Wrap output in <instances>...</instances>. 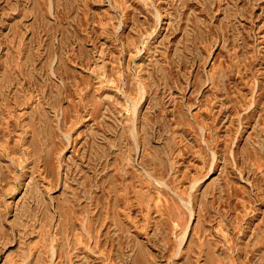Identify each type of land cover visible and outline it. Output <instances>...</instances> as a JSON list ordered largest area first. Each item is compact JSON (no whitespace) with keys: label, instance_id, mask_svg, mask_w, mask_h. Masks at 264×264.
<instances>
[{"label":"rangeland","instance_id":"rangeland-1","mask_svg":"<svg viewBox=\"0 0 264 264\" xmlns=\"http://www.w3.org/2000/svg\"><path fill=\"white\" fill-rule=\"evenodd\" d=\"M16 258L264 264V0H0Z\"/></svg>","mask_w":264,"mask_h":264},{"label":"bare ground","instance_id":"bare-ground-1","mask_svg":"<svg viewBox=\"0 0 264 264\" xmlns=\"http://www.w3.org/2000/svg\"><path fill=\"white\" fill-rule=\"evenodd\" d=\"M134 103V102H133ZM134 107V106H133ZM136 110V109H135ZM11 112V111H10ZM153 205V204H152ZM52 256L55 255V259L58 256V248L55 244L51 246ZM10 264H24L23 259L16 258L10 262Z\"/></svg>","mask_w":264,"mask_h":264}]
</instances>
